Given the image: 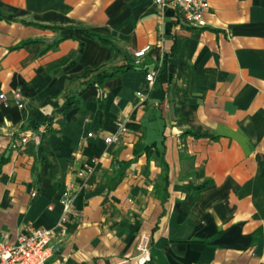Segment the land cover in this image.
Returning a JSON list of instances; mask_svg holds the SVG:
<instances>
[{
	"label": "crops",
	"instance_id": "crops-1",
	"mask_svg": "<svg viewBox=\"0 0 264 264\" xmlns=\"http://www.w3.org/2000/svg\"><path fill=\"white\" fill-rule=\"evenodd\" d=\"M204 17L190 26L154 0H0V235L53 228L44 264H138L142 231L144 264H264V0H209ZM145 43L140 67L109 73Z\"/></svg>",
	"mask_w": 264,
	"mask_h": 264
},
{
	"label": "built area",
	"instance_id": "built-area-1",
	"mask_svg": "<svg viewBox=\"0 0 264 264\" xmlns=\"http://www.w3.org/2000/svg\"><path fill=\"white\" fill-rule=\"evenodd\" d=\"M156 6L162 10L166 7L173 8L183 19V21L190 26L205 25L204 12L209 6V0H154ZM152 45L145 43L134 50L131 54V63L134 66L140 67L143 63L144 56L150 51ZM157 64L145 73V78L148 84H151L155 75L159 71V67L164 60L162 51L157 56ZM137 94H141L137 91ZM0 98L5 99L6 96L0 92ZM11 98L19 107H25V98L20 90H13ZM120 130L124 131L125 126L120 124ZM92 135V131L87 133ZM37 137V136H36ZM114 135H107L104 137L105 142H111L115 139ZM21 142L26 141V136H21ZM87 170L90 166L85 165ZM84 171L79 170L78 175H83ZM72 188L67 184L60 192L58 200L61 203L62 211L58 217L59 232L65 230L64 222L67 219L72 206ZM55 232L51 227L34 226L26 222L22 229L19 230L14 239H9L5 234L0 235V264H44L50 256L51 247L50 240ZM151 238L148 232H140L136 240V253L134 259L138 264H144L150 259L151 252Z\"/></svg>",
	"mask_w": 264,
	"mask_h": 264
},
{
	"label": "trees",
	"instance_id": "trees-1",
	"mask_svg": "<svg viewBox=\"0 0 264 264\" xmlns=\"http://www.w3.org/2000/svg\"><path fill=\"white\" fill-rule=\"evenodd\" d=\"M99 40H101L102 42H106L104 39H102L101 37H98L96 36ZM28 41V40H26ZM123 67H134V68H137V66H134L132 63L130 64H127L126 66L124 65H121V66H117L115 68H113L111 70V72H109L110 74H113L115 73L116 71H118L119 69H122ZM105 76V75H104ZM95 80H88L79 90H76L74 91L72 94L68 95L63 104L57 108V113H61L63 114L69 107L71 106H75L77 104L80 103V94L82 92V90L84 89L85 86H87L88 83H92L94 82ZM100 94L99 96L102 95V90H100ZM191 130H185V132H189ZM192 133L194 134H201L200 132H194V131H191ZM134 153L136 154L137 153V148L135 147L134 148ZM7 160V156H4V154H0V171H1V165ZM166 175V174H165ZM163 176V179L165 180V182H167V179H166V176ZM164 199V196L162 197Z\"/></svg>",
	"mask_w": 264,
	"mask_h": 264
}]
</instances>
